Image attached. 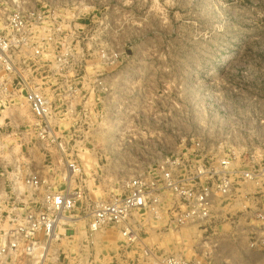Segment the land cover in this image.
I'll return each instance as SVG.
<instances>
[{"label": "rangeland", "instance_id": "374dc122", "mask_svg": "<svg viewBox=\"0 0 264 264\" xmlns=\"http://www.w3.org/2000/svg\"><path fill=\"white\" fill-rule=\"evenodd\" d=\"M13 10L28 33L15 74L0 73V210L23 208L32 173L80 192L59 238L17 264L191 257L196 230L151 223L128 243L107 225L90 236L87 207L123 195L160 153L181 173L232 154L264 164V0H0V31ZM21 76L50 102L48 133L18 92ZM71 161L80 172L66 178ZM248 250L264 264V247Z\"/></svg>", "mask_w": 264, "mask_h": 264}, {"label": "built area", "instance_id": "2783aa9c", "mask_svg": "<svg viewBox=\"0 0 264 264\" xmlns=\"http://www.w3.org/2000/svg\"><path fill=\"white\" fill-rule=\"evenodd\" d=\"M7 28V32L0 31V73L9 77L16 72L12 53L24 46L28 33L19 10L7 15ZM2 85L6 83L0 78ZM16 86L41 134L48 133L45 124L51 107L44 93L22 76ZM254 162V153L245 162L232 154L200 162L195 170L181 173L178 157L160 153L146 171L126 180L123 195L87 207L88 235L112 225L130 243L151 223V228L161 231L196 230L191 257L170 255L160 264H227L226 260L250 264L255 259L248 248L264 247V164ZM67 169L71 175L80 172L75 161L68 162ZM21 184L29 194L23 208L11 207L5 214L0 210V264L39 258L77 209L79 191L58 189L36 173L27 175Z\"/></svg>", "mask_w": 264, "mask_h": 264}, {"label": "bare ground", "instance_id": "6f19581e", "mask_svg": "<svg viewBox=\"0 0 264 264\" xmlns=\"http://www.w3.org/2000/svg\"><path fill=\"white\" fill-rule=\"evenodd\" d=\"M68 174H66V178H69L70 171H67ZM44 254V253H43ZM43 254L41 256H43Z\"/></svg>", "mask_w": 264, "mask_h": 264}]
</instances>
